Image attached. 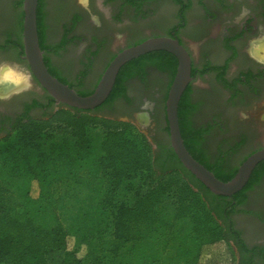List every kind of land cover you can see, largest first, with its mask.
<instances>
[{
	"label": "trees",
	"instance_id": "trees-1",
	"mask_svg": "<svg viewBox=\"0 0 264 264\" xmlns=\"http://www.w3.org/2000/svg\"><path fill=\"white\" fill-rule=\"evenodd\" d=\"M177 161L158 167L136 125L94 110L20 120L0 136V264H233L216 195ZM61 181L87 190L70 228Z\"/></svg>",
	"mask_w": 264,
	"mask_h": 264
},
{
	"label": "flooded vegetation",
	"instance_id": "flooded-vegetation-1",
	"mask_svg": "<svg viewBox=\"0 0 264 264\" xmlns=\"http://www.w3.org/2000/svg\"><path fill=\"white\" fill-rule=\"evenodd\" d=\"M2 1L0 0V56H12L18 60L28 77L24 78L23 84L10 88L12 90L23 86L21 89L7 96H0V136L20 120L42 117L59 107V103L52 100L32 76L24 58L23 0H5L12 4L7 12ZM159 1L86 0L83 6V2L77 0L78 9L73 10L71 20L62 25L61 34L56 36V29H52L49 19L47 0H38V41L48 72L78 94H88L95 88L110 60L120 50L147 37H175L191 57L189 46L181 33L188 27L187 15L195 5L194 0H171L175 6L176 21L165 31L145 33L141 29L145 24H150L153 28H161L165 24V20L158 19ZM196 1L207 15L203 22L194 23V29L199 35V47L206 55L204 63L198 69L191 58L192 80L182 93L184 110L179 129L183 143L199 162L215 175L216 171H220L233 176L250 153L264 147L249 150L234 165L237 155L254 140V125L257 126L258 123L255 120L249 121L248 118L243 121L230 119L224 111L213 117V120L205 119L211 108L206 106L203 99L194 100L193 82L197 76L213 73L216 84L220 87L218 90L226 92L228 101L235 109L249 107L264 95V59L255 54V49L251 52L248 50L251 42L264 41V30L260 31L259 26L253 23L260 20L264 28V0H246V4L255 6L259 18L250 16L241 24L229 19L242 0ZM66 5L62 3L61 7L64 9ZM91 8L98 11L95 13L98 15L106 12L104 25L87 24L90 27H84L85 34H76V29L86 24L85 16L88 17ZM210 22L214 24V29L218 25L221 30L222 35L218 39L221 50L226 53L222 55L224 60L221 63L217 60L213 63L209 58L211 53L209 54L208 48L210 49L212 40L207 24ZM116 30L124 31L125 34L117 36L120 39L113 46ZM247 37L249 38L246 39ZM218 52L216 50L217 56ZM232 62L239 65L238 70L233 73L229 72ZM176 64V57L165 50L147 52L128 60L119 68L107 98L91 109L100 116L136 125L152 143L158 167L178 164L169 144L165 114V99ZM33 84L36 85L35 89ZM208 94L205 93L203 97H208ZM212 110L215 113L218 111L216 106ZM216 209L218 221L226 229L227 244L234 255L233 264H264V160L256 164L241 190L230 196L216 195Z\"/></svg>",
	"mask_w": 264,
	"mask_h": 264
},
{
	"label": "water",
	"instance_id": "water-1",
	"mask_svg": "<svg viewBox=\"0 0 264 264\" xmlns=\"http://www.w3.org/2000/svg\"><path fill=\"white\" fill-rule=\"evenodd\" d=\"M37 3L38 0H23L22 2V43L24 58L32 76L56 103L81 110L94 109L109 95L114 85L118 70L125 62L147 52L155 50L168 51L177 59L175 74L170 83L165 99V114L166 124L168 126L169 144L173 152L183 167H185L211 193L215 195L230 196L242 189L256 164L264 160V147L250 153L240 163L235 174L227 181L218 179L210 170L198 162L188 152L181 137L177 108L183 91L192 80L191 57L186 48L177 38L167 35L150 36L136 44L123 48L110 60L102 72L95 88L88 94L79 95L73 88L62 83L50 74L44 64L37 33Z\"/></svg>",
	"mask_w": 264,
	"mask_h": 264
},
{
	"label": "rangeland",
	"instance_id": "rangeland-1",
	"mask_svg": "<svg viewBox=\"0 0 264 264\" xmlns=\"http://www.w3.org/2000/svg\"><path fill=\"white\" fill-rule=\"evenodd\" d=\"M83 2V6H85L86 0H80ZM12 2V0H11ZM6 2L5 0L2 1L4 4L3 8L5 11H9L12 8V4ZM47 8L49 12V19L51 22L52 29H56V36H59L61 34L62 25L66 22L68 23L71 20V14L74 13V9H78L79 7L76 3L77 0H47ZM62 3H66L67 5L64 7H61ZM194 7L191 9V11L187 15L188 19V27L186 30L182 31L181 35L183 37L184 42L189 46V50L191 53V58L193 65L196 69H198L203 63L206 53H203L202 50L199 47L198 38L199 35L196 32L195 24L196 22H203L204 19L207 17L205 14L203 8L199 5H197V1L194 0ZM210 4V3H209ZM158 19L159 20H165V24L161 28H153L150 24H145L141 26L142 31L145 33L149 32H160L165 31L168 26H171L175 21L177 16L175 15V6L174 3L171 0H160L158 2ZM210 6V5H209ZM61 9L64 11L61 12ZM98 11H95V9L91 8V10L88 11V17L87 21H85V25H81L76 29V34L83 35L84 33V27L89 28L90 25H98L103 26L104 20L107 19L106 12H102L103 14L99 13L95 14ZM105 14V15H104ZM250 16H256V19L259 18V15L257 11L255 10V6H253L251 3L248 5L246 4V0L239 1L238 9L234 11V14L231 15V18L229 20H235L236 24H241L245 21H247ZM227 17V16H225ZM161 18V19H160ZM253 23H255L257 26H259V30L263 31V24L260 20H256ZM208 32L211 34V47L209 50L210 59L213 63L217 62L221 63L223 62L224 58H222V55H226V53L221 50V42L218 39L219 35L221 34V30L219 29V26L217 25L214 29V24L210 22L207 24ZM152 28V30L147 29ZM125 34L124 31H114V39L113 46L115 43H117V36H123ZM55 36V35H54ZM58 38V37H57ZM247 37L246 39H248ZM209 40V39H208ZM246 42V41H245ZM264 45V41L260 42H251L248 46V50L251 52L254 49V52L256 55L259 56V58L264 59V51H260V53H257L256 50ZM209 46V45H208ZM207 46V47H208ZM215 46V47H214ZM246 46V45H245ZM113 49V48H112ZM216 50H218V56L216 55ZM10 68L13 73L20 74V76L27 79V71L25 70L24 66L18 61L15 60L12 56H0V71L3 68ZM239 68V65L236 62H232L230 64V70L229 72H236ZM11 78V75L9 76ZM29 82V81H28ZM29 84V83H28ZM33 89L36 88V85L33 84ZM194 87V100L198 101L199 99H203V101L206 103V106L210 109L208 114L205 116V119L208 118V120H213V117H217L220 115L223 111L227 115L228 118H235L240 119L241 121L244 120V118H248V120L252 121L255 120L257 124L255 126V137L254 140L250 142L249 145L245 146L244 149L240 152V154L237 155L236 160L234 161V165L238 164L241 157H243L244 154H246L249 150L257 147L264 146V95L260 96L258 98L257 102H252V105L249 107H239L235 109L233 105H231V102L228 101L229 96L226 94V92L218 90L220 87L216 84V77L213 73L205 74L203 76H197L194 79L193 82ZM22 88V87H21ZM217 89V90H216ZM209 93L208 97L205 95V93ZM203 97V98H202ZM1 101H0V107H1ZM218 109V111L213 112L212 108L214 107ZM165 136V134H164ZM36 186L33 185V191L35 192ZM53 191L55 195L61 196L64 199L65 207L63 210L59 212L60 219L63 223V225L66 228H70L71 226V220L72 218L77 214L78 207H79V199L84 198L87 195L86 188L78 184L74 181H61L57 182L53 185ZM107 236L110 235V231L108 230L106 232ZM72 245V244H71ZM83 249L81 250L80 254H83ZM170 251H168L164 257L165 259L170 255ZM83 264H88L84 262Z\"/></svg>",
	"mask_w": 264,
	"mask_h": 264
},
{
	"label": "bare ground",
	"instance_id": "bare-ground-1",
	"mask_svg": "<svg viewBox=\"0 0 264 264\" xmlns=\"http://www.w3.org/2000/svg\"><path fill=\"white\" fill-rule=\"evenodd\" d=\"M260 51H264V45L260 46L256 50L257 53H260ZM10 75H11V78L9 77ZM24 82H25L24 77L20 76L19 73L18 74L13 73L12 70L7 67L3 68L0 71V91H1L0 95L1 96L8 95L9 93L13 91H17L21 89V87L14 88L12 90L10 88L21 85V83L23 84Z\"/></svg>",
	"mask_w": 264,
	"mask_h": 264
}]
</instances>
